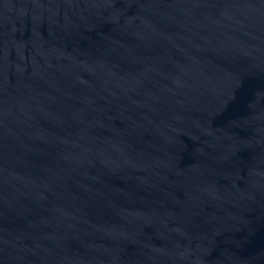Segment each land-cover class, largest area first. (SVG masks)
Wrapping results in <instances>:
<instances>
[{"label":"water","instance_id":"water-1","mask_svg":"<svg viewBox=\"0 0 264 264\" xmlns=\"http://www.w3.org/2000/svg\"><path fill=\"white\" fill-rule=\"evenodd\" d=\"M0 264H264V0H0Z\"/></svg>","mask_w":264,"mask_h":264}]
</instances>
